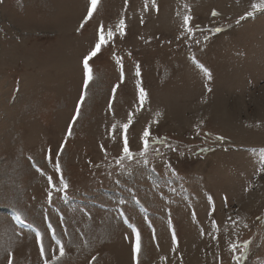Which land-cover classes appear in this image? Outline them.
I'll list each match as a JSON object with an SVG mask.
<instances>
[{"label":"rangeland","instance_id":"1","mask_svg":"<svg viewBox=\"0 0 264 264\" xmlns=\"http://www.w3.org/2000/svg\"><path fill=\"white\" fill-rule=\"evenodd\" d=\"M254 2L156 0L145 12V0H99L80 28L90 0H0V264L5 248L13 264H44L57 240L65 255L53 264H264V9L245 15ZM121 16L125 35L90 60L85 90L82 57ZM129 112L135 155L117 164ZM61 175L66 197L48 184ZM14 209L33 227L16 224ZM243 241L244 255L233 253Z\"/></svg>","mask_w":264,"mask_h":264},{"label":"snow or ice","instance_id":"2","mask_svg":"<svg viewBox=\"0 0 264 264\" xmlns=\"http://www.w3.org/2000/svg\"><path fill=\"white\" fill-rule=\"evenodd\" d=\"M98 2H99V0H90V6L87 9V14L83 17V20L81 21L80 28H83L85 26V24L89 21V19L93 16V10L96 9ZM149 2L151 3V7L153 9L158 10L156 0H145V4H144V11L145 12L149 10ZM125 4L127 5V0H125ZM185 7L187 8V5H185ZM260 9H264V0H258V2L252 3L251 4V11L246 12L245 15L250 16L253 14L254 11H257ZM216 14L217 13L215 11H213V15H216ZM191 19H192V17L190 15L186 14L183 16V25L182 26L189 33H191L193 31L192 27L190 26ZM241 19H243V17H241ZM141 23H143V20H141ZM80 28H77V31H80ZM125 28H126V24H125V19L123 18V16H121L118 24L116 25V32H114L111 28H109L107 30L106 35H105L103 25H101V27L99 29V39L95 42V45L91 48V50L88 51L82 57L83 88L85 90L88 87L89 81L92 79V69L90 67V60L92 58L96 57L100 53L102 46L107 44L108 41H110L111 39H113V37L116 35L117 32L121 36L125 35ZM215 31L218 32V31H220V29L216 28ZM193 59H195V58L193 57ZM199 66L201 68H203V65H199ZM204 71H205V73H207V69H204ZM136 74H137V76H139V74H140L139 73V66H137ZM121 82H123V73H121ZM118 86L119 85L113 87V89H112L113 94L116 93ZM85 95H86V92L82 91L80 96H79V100L77 101V103L75 105V114L71 117L72 123H74L77 120L81 105L85 100ZM145 98H146V93L142 88H140L139 94H138V100H139L141 105L143 104ZM110 107H111V104H110ZM72 123H69V125H68V129H69V131L67 133L68 136L71 135ZM132 123H133V113L129 112L127 123H124L121 125V129L123 130L122 135L124 137V143H123V149H122V156L116 160L117 164H121L122 160H124V159L132 160L134 155H135L129 148V141L127 138V133H128L129 128H130V125H132ZM201 123H203V121H201ZM113 129H115V125H113ZM150 138H151V133H150L149 128L144 127L143 133L141 136V140L143 142V148H142L141 152L139 153L140 156L146 157L148 145L150 143ZM155 139L159 140V138H155ZM217 139H223V137H217ZM161 142H163V141H161ZM166 146L171 147V145H166ZM63 150H64V144L62 143L60 145V151H58L56 153L57 160H56L55 168H56L57 173H59L61 171L60 163H59V156ZM260 151H261L262 155H264V148H262ZM50 157H51V149H49V154H48V158H50ZM142 162L147 164L148 160L145 158ZM36 170L41 172V174H43L41 169L37 168ZM117 183H119V181H117ZM48 184L53 189H55L57 192L63 193L65 197L67 196L68 183L63 179L62 175H61L60 180H59V187H57V185L53 184V178L51 176L48 177ZM47 195H48L49 201H51V198L53 196V191H48ZM133 199H135V197H133ZM209 199H211V197H209ZM121 203H123V201H121ZM137 203H139V201H137ZM119 214L121 217L124 218L125 223H127L128 218L126 217L125 213L121 210L119 212ZM193 215H195V213H193ZM12 219L14 220V222L16 224H27V226L29 228L33 227L32 224L27 223L26 218L22 215V213L15 210V209L13 210ZM45 219H47V217H45ZM148 225L150 228L152 227L151 221H148ZM130 226L133 228V232L135 234V244L132 248V252H133V259L136 260L139 253L141 252V234H140L139 229H137L134 225H130ZM168 226H169V230L171 232V241H172V245H173V251H175L177 248V245H178V240H177V235H176L175 229L172 226L171 217H169ZM212 226L214 229L216 228V222L214 220L212 221ZM245 227H247V225H245ZM48 229L52 230L53 234H54V230L52 228L51 223L48 224ZM200 233H201V235L204 234L203 228H201ZM155 238H156L155 237V229H153V239H155ZM215 238L216 237H213V239H215ZM35 239H36L37 243L40 245V255H41V257H44L45 256V245L43 244L42 234L39 230L35 231ZM56 243L59 246V255L58 256L54 255L51 260L45 259L44 264H53V261L58 262L60 260V258L65 255V247H64L63 243L59 240H57ZM242 243L244 245V247H242V248L239 247V245H237L235 242L231 243L229 245V247L233 251V253H235L237 250H239L240 255L243 256L245 250L249 246V241H243ZM5 251L8 254V264H13L12 252L8 248H5ZM161 259H164V257H161ZM234 259H237V261H239V257L234 256ZM93 260H95V257H93Z\"/></svg>","mask_w":264,"mask_h":264}]
</instances>
